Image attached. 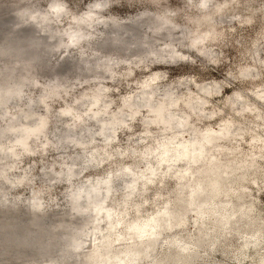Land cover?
Listing matches in <instances>:
<instances>
[{
    "label": "clouds",
    "instance_id": "clouds-1",
    "mask_svg": "<svg viewBox=\"0 0 264 264\" xmlns=\"http://www.w3.org/2000/svg\"><path fill=\"white\" fill-rule=\"evenodd\" d=\"M0 264H264V0H0Z\"/></svg>",
    "mask_w": 264,
    "mask_h": 264
}]
</instances>
